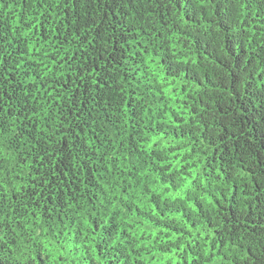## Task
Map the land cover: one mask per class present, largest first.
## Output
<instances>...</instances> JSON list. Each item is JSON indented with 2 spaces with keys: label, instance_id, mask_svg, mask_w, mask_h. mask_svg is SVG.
Segmentation results:
<instances>
[{
  "label": "trees",
  "instance_id": "1",
  "mask_svg": "<svg viewBox=\"0 0 264 264\" xmlns=\"http://www.w3.org/2000/svg\"><path fill=\"white\" fill-rule=\"evenodd\" d=\"M206 3L216 17L221 9L201 0L195 7L204 24L213 18ZM192 8L190 0H0V136L10 138L7 154L0 152V229L40 235L39 264H82L80 253L101 232L114 245L106 257L95 245L107 264H203L221 254L217 240L264 231V19L258 11L253 25L244 20L223 53L211 29L190 49L183 42L190 35L174 21L179 13L195 24ZM224 54L242 69L230 83L213 79L216 65L230 67ZM192 58L209 63L206 82L217 91L203 92L204 81L189 83L170 69ZM193 87L201 92L193 95ZM125 92L126 108L135 102L144 117L138 135L150 137L133 145L135 152L117 150L125 147L115 138ZM168 116L176 124L198 119L204 128L177 133L164 122ZM172 135L211 147L210 161L200 147L177 157L166 146ZM144 145L159 162L150 172L137 160ZM213 165L231 192L217 203L218 216L209 209L201 220L179 197Z\"/></svg>",
  "mask_w": 264,
  "mask_h": 264
},
{
  "label": "clouds",
  "instance_id": "2",
  "mask_svg": "<svg viewBox=\"0 0 264 264\" xmlns=\"http://www.w3.org/2000/svg\"><path fill=\"white\" fill-rule=\"evenodd\" d=\"M189 2V0H186ZM218 4L221 5L220 16L216 17L215 5L206 3L208 11L213 13V18L211 23L204 24L200 19L201 13L195 6L200 5L201 0H190V6L192 8V17L196 20L195 24H189L183 20V16L179 13L176 16L175 23L180 24L184 31H186L191 39L186 36L183 40L184 43L188 44L189 48L192 49L195 47V42L203 35L204 32H208L211 29L210 35H212L216 41V48L218 53H223L224 42L237 35L242 27L243 21L248 20L250 25H253V20L256 18V14L259 11L261 18L264 19V0H216ZM135 3L139 5L140 3L147 4L148 0H135ZM249 14H251L252 19H249ZM135 17H133L134 19ZM258 24L259 21L256 20ZM264 28V25H260ZM247 31L251 32L252 28H248ZM211 54V53H210ZM230 62V67L222 68L219 65L215 66L213 72V79H223L225 82H231V73L236 72L239 74L242 69H237L234 63H231V58L227 57L226 54L219 57ZM209 68V63L206 61L197 62L196 58H192L190 62H180V64H171L170 69L183 77L184 74H187L189 77V83L192 80L204 81L203 92H214L217 91L216 88L210 89L205 78V69ZM197 92H201L200 89L193 87V95ZM127 92L120 97L119 105L116 107V110L120 114L121 123L119 128L121 130V135L115 137L117 144H123L125 147L123 149L117 148V150L127 151H136V148L133 145L140 146L141 141L144 139H150V137H144L138 135L141 132V128L136 127L137 124L143 125L144 117L140 115V110L138 109L135 102H133L132 109H127ZM191 107H199L198 104H190ZM125 109L120 111V109ZM203 110L201 113H198L197 116L203 115ZM130 113H135L130 115ZM190 119H197V117H190ZM129 121H134L131 125ZM165 123L171 122V127L175 132L179 133L183 128H199L203 130L204 123L197 119V123L190 125L187 120L182 124H176L172 122L171 116L167 117ZM209 128H215V134L217 136L223 135V130L216 128L214 123H209ZM114 136V132L110 133V139ZM131 138V139H130ZM7 139L3 136H0V152L7 154ZM163 137L160 136L157 138L156 143H163ZM170 149H176V156L181 155L188 156L190 150L193 147L204 148L205 151L209 153V161L212 155L211 147L205 146L202 143L197 144L188 140H176L175 135H172L168 140L167 145ZM152 147L150 145H144L140 147L139 153H137V160L140 162V166L145 167L147 171H151V168L157 165L159 162L155 157L151 155ZM111 151V150H109ZM101 155L104 154V150H101ZM114 155V153H112ZM112 156H109L111 159ZM203 162L205 157L200 158ZM165 169L166 165L162 166ZM220 165H213L212 169L205 168L203 173L197 175L195 180L188 181L184 184V187L181 191L179 201L183 204L184 209L187 214L193 215L201 220L204 219V212L209 209L219 215V210L217 209V203L223 204L228 198L231 192V184L226 183L223 179H217L218 176H223V173L216 171ZM178 169L173 171H166L164 174L168 177H172L174 172H178ZM205 174L207 178H204ZM108 175L107 173L105 174ZM6 182L5 177L0 176V183ZM172 183L169 180V185ZM139 185V182H138ZM227 190V191H226ZM222 193H224L222 195ZM135 195V193L133 194ZM204 205V211L197 208V204ZM173 218H176L175 216ZM3 220H0L2 223ZM219 223V222H218ZM264 227V226H262ZM206 235L211 236L212 231L207 230L206 226L204 228ZM15 233V234H13ZM247 233L240 236L238 241L233 242L231 239H221L217 240L216 252L221 253L220 255H214L212 260H206L203 264H264V231H259L258 234H255V237L249 236L245 239ZM195 238V237H194ZM11 240H18L19 242L16 245L10 243ZM27 240V243L24 241ZM43 242V238L38 234L29 233L26 236L22 235L17 231L13 225L11 231L5 229H0V261H5V264H39V261L36 260V256L42 253V248L40 245ZM223 243L222 248L219 247V244ZM103 245V257L107 256V253L112 250L114 245L109 241L107 244L104 242V236L101 233L97 234L93 239L92 245L89 246V249L84 250L80 253V260L82 264H92L93 261H96L97 264H107L106 259L101 256H97L95 252V245ZM249 248L252 251V255L248 254ZM224 256H227L228 259H224ZM86 257V259H85Z\"/></svg>",
  "mask_w": 264,
  "mask_h": 264
}]
</instances>
